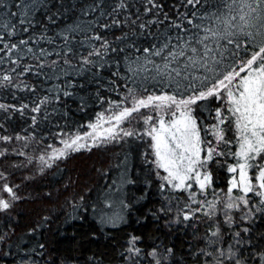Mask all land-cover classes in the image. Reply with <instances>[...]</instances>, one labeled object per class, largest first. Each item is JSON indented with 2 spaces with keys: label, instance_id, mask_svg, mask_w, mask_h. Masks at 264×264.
I'll return each instance as SVG.
<instances>
[{
  "label": "snow or ice",
  "instance_id": "snow-or-ice-1",
  "mask_svg": "<svg viewBox=\"0 0 264 264\" xmlns=\"http://www.w3.org/2000/svg\"><path fill=\"white\" fill-rule=\"evenodd\" d=\"M165 7L162 0H0V65L12 66L0 73V89L35 94L26 77L53 82L49 94L33 105L0 103V120H11L16 112L23 117L26 110L48 119L53 100L74 96L75 77H96L115 65L112 76L124 81L120 99L107 100L108 107L87 125L91 131L61 136L62 148L48 145L52 152L39 157L42 164L51 168L49 161L70 152L147 137L160 192L188 194L175 214L172 197L164 196L168 204L159 211L167 226L191 222L198 214L211 221L205 246L194 253L197 264L200 258L203 264H264V249H253L251 256L243 252L251 246L250 225L264 219V0H181L185 11L177 8L175 17ZM69 14L70 21L57 25ZM50 26L56 27L51 35ZM62 80L66 87L56 83ZM98 99L105 103L99 94ZM201 110L211 124L202 120ZM30 119V127H38V115ZM0 129L7 131L4 123ZM32 138L0 134V142L15 140L22 147ZM6 155L0 151V157ZM213 165L226 166L229 174L222 197L214 190ZM18 188L0 171V213L22 199ZM8 239L7 232L0 235V245ZM140 239L130 236L120 253L126 264H141V257L149 264H169L172 247L144 253ZM89 259L95 264V257Z\"/></svg>",
  "mask_w": 264,
  "mask_h": 264
},
{
  "label": "trees",
  "instance_id": "trees-1",
  "mask_svg": "<svg viewBox=\"0 0 264 264\" xmlns=\"http://www.w3.org/2000/svg\"><path fill=\"white\" fill-rule=\"evenodd\" d=\"M162 2L165 11L175 17L181 0ZM180 11L185 9L180 8ZM38 18L42 19V16L38 14ZM70 20L71 14L58 20L57 25ZM55 30V26H50L49 34ZM10 67L7 63L0 65V73ZM114 70L115 65L105 66L96 77L91 73L75 77V86L70 89L74 96H61L59 103L53 100L47 106L48 119H44L43 114L26 110L23 117L16 112L11 120H0L7 128V131L0 129L2 135H33L27 147L15 140L7 144L0 142V151L7 150V155L0 157V171L9 175L11 183L19 185L22 196L10 212L0 213V235L7 232L9 236L6 243L0 245V264H91L90 257L96 258L95 264H126L120 253L133 235L141 238L139 246L144 253L163 245L174 249L169 264H197L194 253L205 246L204 236L211 221L198 214V219L191 222L167 226L168 218L159 211L162 205L168 204L164 196L172 197L175 214L177 205L182 208L188 202V194L160 192L161 181L155 174L154 165L149 163L153 157L147 138L126 137L119 143L71 152L51 168L45 167L39 159L52 151L48 145L60 147L61 136L66 139L72 134L88 132L87 125L94 123L96 114L108 107L107 100L120 99L117 92L124 93V81L112 76ZM25 79L37 88L35 94L0 89V103L33 105L38 97L49 94L53 82L34 76ZM56 83L67 86L63 80ZM98 94L104 98V104L100 103ZM199 114L210 124L206 111L201 110ZM32 115H38V127H30ZM136 127L143 130L142 123ZM227 135L233 137L232 132ZM16 151H24L26 156H19ZM213 169L215 192L227 190L229 174L226 166L213 165ZM129 180L132 182L128 183ZM212 192L209 189V198L213 197ZM112 220H115V226ZM186 223L195 226L186 227ZM250 227L253 229L251 246L246 245L243 249L245 256H251L253 249H264V219ZM40 244L45 246L44 249L39 248ZM41 251L43 257L37 254ZM141 264H149V261L141 257ZM199 264H203V258ZM249 264L254 261L250 260Z\"/></svg>",
  "mask_w": 264,
  "mask_h": 264
},
{
  "label": "rangeland",
  "instance_id": "rangeland-1",
  "mask_svg": "<svg viewBox=\"0 0 264 264\" xmlns=\"http://www.w3.org/2000/svg\"><path fill=\"white\" fill-rule=\"evenodd\" d=\"M207 117H208V116H207ZM209 119H210V118H209ZM212 122H213V121L210 119V122H209V123L211 124ZM89 131H91V129H89L88 132H89ZM145 138H147V137H145ZM207 138H208V139H211L212 137H211V136H208ZM124 139H125V138H124ZM88 142L90 143L91 141H88ZM113 143H115V142H113ZM111 144H112V143L107 144V145H111ZM62 147H63V144H60V147H59V148H62ZM81 151H85V150L82 149ZM51 152H52V151L48 152V154H51ZM70 153H71V152H70ZM70 153H69V154H70ZM149 153L151 154V149H149ZM48 154H47V155H48ZM151 156H152V155H151ZM46 158H47V156H46ZM62 159H63V158H62ZM62 159H60V160H56V161H49V163H51L52 165H53V164L55 165L57 162L61 161ZM225 191H226V190H225ZM225 191H220V192H218V193H220V194H221V197H222V193L225 192ZM196 193H197V199H201V200H202V199L204 198V197L199 193V190H198V189H196ZM212 196H213V195H212ZM208 198H209V197H208ZM213 198H214V197H210L209 199H213Z\"/></svg>",
  "mask_w": 264,
  "mask_h": 264
}]
</instances>
